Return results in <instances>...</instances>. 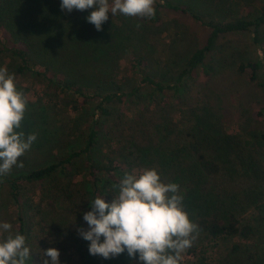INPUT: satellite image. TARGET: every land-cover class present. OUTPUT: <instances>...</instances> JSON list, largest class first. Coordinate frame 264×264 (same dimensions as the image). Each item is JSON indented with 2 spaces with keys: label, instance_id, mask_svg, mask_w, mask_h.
I'll return each mask as SVG.
<instances>
[{
  "label": "trees",
  "instance_id": "trees-1",
  "mask_svg": "<svg viewBox=\"0 0 264 264\" xmlns=\"http://www.w3.org/2000/svg\"><path fill=\"white\" fill-rule=\"evenodd\" d=\"M233 1L218 0L212 12L200 14L187 4L155 0V16L139 17L146 28L155 29L162 25L165 10L185 14L208 28L209 35L203 46L187 58L172 86L147 73L149 63L144 56L131 55V71L140 78V85L150 86L153 96L158 97L157 102L138 107L143 99L140 86L125 92L115 75L111 74L108 81L99 78L90 81L62 68L72 66V49L79 59L89 49L70 46L73 40L83 47L94 42L91 52L102 53L104 45L97 44L95 38L89 39L94 29L86 20V10L62 11L61 0H0V55L15 60V73L38 80L48 95L44 101L52 102L50 95H55V102H64L67 113L75 117L96 100L92 117L83 126L84 136L77 150L72 146L66 154L54 157L43 167L0 176V185L9 186L15 211L13 235H24L30 248L27 264H43L44 259H50L43 256L49 247L59 251L60 264H143L138 254L129 257L126 251L109 259L90 255V242L79 235L78 229L87 230L83 213L90 210L89 203L95 197L103 196L110 203L118 195L126 173L136 174L152 168L158 171L162 182L179 185L184 211L198 225L195 241L184 252L195 258L194 264H209L200 257L203 242L218 239L238 242L231 245L217 264L264 263V253H260L257 243L264 245V226L259 229L264 225V105H258L256 120L248 130L232 135L225 132L221 116L208 102L189 95L190 76L199 70L202 81L198 88H202L214 74L211 53L219 38L246 32L251 33L260 58L253 63H242L238 72L242 74L248 68L249 82L264 94L261 55L264 53V0L258 12L246 16L238 14ZM206 2L213 3V0ZM113 33L116 38L119 37L116 34H133L123 29H115ZM64 46L66 54L59 58L56 53ZM167 90L174 93V100L178 101L179 92L188 97L176 102L178 115L185 120L170 112L173 104L167 100ZM131 106L138 111L132 117ZM61 125L65 129L73 128L64 122ZM30 127L23 120L20 130L27 136ZM44 136V133L36 136L28 153L40 148L39 140L46 141ZM83 159L84 168H79L78 162ZM21 162L26 163L25 156ZM82 170L86 172L85 177L77 181L76 176ZM35 184L43 185V201L36 202L25 195L26 187ZM61 206H66L68 214L71 208V233L55 238L48 221H52L51 211ZM44 207H49L50 212L44 211ZM250 212L253 215L248 217Z\"/></svg>",
  "mask_w": 264,
  "mask_h": 264
},
{
  "label": "rangeland",
  "instance_id": "rangeland-1",
  "mask_svg": "<svg viewBox=\"0 0 264 264\" xmlns=\"http://www.w3.org/2000/svg\"><path fill=\"white\" fill-rule=\"evenodd\" d=\"M171 1L187 4L197 13L205 14L214 10V5L218 0H213V3L206 2V0ZM233 2L236 3V10L240 16L258 12L263 4V0H234ZM109 3L111 4V0ZM93 10L92 8L86 9L87 14L89 15ZM91 27L94 29V33L89 35V39L95 38L97 44L101 42L104 45L102 53L95 55L91 52L95 45L94 42L83 47V44L73 40L70 42V46L89 49L83 52L85 55L82 59H79L76 51L72 49L71 56L74 60L72 66L62 68L67 71L69 69V72L90 81L97 78L108 81L112 75H115L125 92L133 91L134 88L140 86L139 94L143 95V99L138 107L146 102H157L158 97L153 96L150 86L140 85V78L131 71V55L139 53L144 56L149 63L147 73L164 85L172 86L174 79L183 70L187 58L193 51L203 46L209 35L208 28L194 21L190 16L167 10L163 12L162 25L155 29L146 28L139 17H129L119 13L114 16L109 13L108 20L101 26L102 30L97 31L93 24ZM115 29L131 30L133 34L130 36L116 34L119 36L116 38L113 33ZM251 38L252 35L249 32L227 34L219 38L215 50L211 53V58L215 62V71L206 87L198 88V84L202 81L199 70L190 76L189 95L199 96V100L203 99L208 102L216 114L221 116L227 134H241L245 129L248 130L256 120L258 105H264V94L259 92L256 86L248 80L250 70L247 68L242 74L238 72V67L242 63H253L260 58V53L252 44ZM108 43L113 46L105 45ZM62 50L64 51L63 55L61 54ZM56 54L59 58L64 56L66 54L65 46ZM0 67L7 68L9 73L14 74L18 90L24 93L27 101L24 121L27 120V124L31 126L27 132L29 135L34 133L36 136L44 133L46 138L44 142L39 140V149L30 153L25 152L23 156H25L26 163L23 164V167L13 166L7 175L13 176L19 172L43 167L54 157L66 154L72 146L77 150L81 144V138L84 136L83 126L92 117L96 100L87 104L85 110L75 117L72 113H67L64 102H55L57 101L55 95H50L53 98L52 102L44 101L48 95H46L43 85L39 84L36 79L18 76L15 73L16 62L10 56L0 55ZM165 93L168 102L173 104L170 112L177 118L185 120V117L178 115L176 102H182L188 98L186 94L179 92L177 101L174 100L176 97L172 91L167 90ZM130 112L132 117L138 111L134 109V106H131ZM63 122L73 128H63L61 125ZM22 157L18 163H21ZM83 164L84 159L78 162L79 168H84ZM85 174L86 172L82 170V174L77 175L76 180L82 181ZM135 175H139V172H136ZM42 188L43 185H29L25 189V195L36 202L45 199L41 191ZM66 210V206H61L57 210L51 211L52 221L48 222L55 238L71 233V208L69 207V214ZM44 211L49 213L50 208L44 207ZM251 215H253L251 212L248 213V217ZM15 217L9 186L7 183L2 184L0 185V222H8L12 225V235ZM263 226H259V229L262 230ZM8 234L0 233V238ZM236 242H238L236 239L203 242L200 257H203L209 264H217L227 255L231 245ZM257 243L260 253H264V245L260 242ZM194 263L195 258L182 254L180 264Z\"/></svg>",
  "mask_w": 264,
  "mask_h": 264
},
{
  "label": "clouds",
  "instance_id": "clouds-1",
  "mask_svg": "<svg viewBox=\"0 0 264 264\" xmlns=\"http://www.w3.org/2000/svg\"><path fill=\"white\" fill-rule=\"evenodd\" d=\"M163 3V0H161ZM155 0H61L62 11L94 9L86 17L97 31L111 15L152 18ZM264 58V53L261 54ZM27 101L17 88L15 76L0 67V176L8 174L13 166L23 167L18 158L28 151L36 134L25 136L21 131ZM83 213L87 230L79 235L90 242V255L104 259L127 252L143 264H180L182 254L192 246L198 235V225L189 219L183 208L179 185L164 183L155 168L144 169L139 175L125 174L119 184L118 195L110 203L103 196L89 203ZM12 225L0 222V264H27L30 248L26 237L11 234ZM101 237L103 241L101 242ZM59 251L49 247L43 252V264H60Z\"/></svg>",
  "mask_w": 264,
  "mask_h": 264
}]
</instances>
